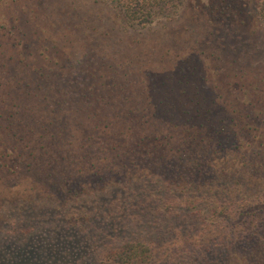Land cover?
<instances>
[{"label": "trees", "instance_id": "obj_1", "mask_svg": "<svg viewBox=\"0 0 264 264\" xmlns=\"http://www.w3.org/2000/svg\"><path fill=\"white\" fill-rule=\"evenodd\" d=\"M62 263L264 264V0H0V264Z\"/></svg>", "mask_w": 264, "mask_h": 264}, {"label": "rangeland", "instance_id": "obj_2", "mask_svg": "<svg viewBox=\"0 0 264 264\" xmlns=\"http://www.w3.org/2000/svg\"><path fill=\"white\" fill-rule=\"evenodd\" d=\"M63 231V228H62ZM60 231L58 230V233ZM58 238V237H56ZM79 236L76 235V238L74 239L73 237L70 238L69 236H65L62 239V242L64 243H70L72 245H74L73 243L78 242ZM54 241H56L57 243L54 244ZM80 242H82V240H80ZM60 243H58L57 239H50V237H48L47 235H43V234H36L33 237H30L29 240H27L26 243L22 244L21 247L26 248L24 250H30L33 252H37V255H39V262H43L46 261V257L47 256H52L54 254V256L56 255L55 253L59 250H62V246L58 245ZM41 253V254H40ZM61 257H68L65 255H61ZM64 262V261H63ZM63 264V263H62Z\"/></svg>", "mask_w": 264, "mask_h": 264}]
</instances>
